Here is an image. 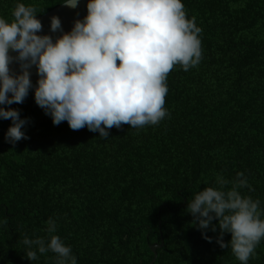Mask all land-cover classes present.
I'll use <instances>...</instances> for the list:
<instances>
[{"label": "trees", "instance_id": "trees-1", "mask_svg": "<svg viewBox=\"0 0 264 264\" xmlns=\"http://www.w3.org/2000/svg\"><path fill=\"white\" fill-rule=\"evenodd\" d=\"M64 2L0 0V18L11 22L18 3L35 6L38 18ZM182 3L202 29V59L169 73L168 115L158 124L112 127L107 139L54 125L35 102L38 80L22 104L0 105L19 110L28 137L9 143L12 121L0 118V264H57L51 251L27 259L22 243L51 235L77 264H150L162 238L153 264H241L217 243L218 220L209 242L187 206L218 188L217 176L231 182L242 172L248 186L239 191L260 201L264 219V0ZM248 264H264V238Z\"/></svg>", "mask_w": 264, "mask_h": 264}, {"label": "clouds", "instance_id": "clouds-1", "mask_svg": "<svg viewBox=\"0 0 264 264\" xmlns=\"http://www.w3.org/2000/svg\"><path fill=\"white\" fill-rule=\"evenodd\" d=\"M79 3L65 0L63 5L76 9ZM12 17L11 22L0 18V105L24 102L33 87L30 70L35 66V102L54 125L67 121L74 131L86 126L102 139L109 137L112 127L158 124L168 115L164 105L169 73L177 64L188 71L202 59V29L195 17L187 18L182 0H88L83 20L77 19L72 30L55 41L51 35L37 34L43 24L35 6L18 3ZM50 27L63 32L59 16L51 18ZM10 49L18 55H10ZM13 62H19V74L12 72ZM0 118L12 121L6 133L9 143L28 138L22 131L27 120L19 110L0 107ZM216 183L218 188L196 193L187 211L209 242L212 237L206 230L215 232L213 221L218 220L217 243L230 246L241 264H248L264 238L260 201L239 191L248 186L242 172L231 182L217 176ZM229 183L231 188L225 190ZM47 224V232L55 233V221ZM225 233H231L229 243L223 240ZM22 243L31 261L38 259L37 251H51L57 264H77L71 247L58 235H51L47 243L27 237Z\"/></svg>", "mask_w": 264, "mask_h": 264}, {"label": "water", "instance_id": "water-1", "mask_svg": "<svg viewBox=\"0 0 264 264\" xmlns=\"http://www.w3.org/2000/svg\"><path fill=\"white\" fill-rule=\"evenodd\" d=\"M87 3L88 0H80L79 6L76 9L69 8L65 5L60 4L53 8L52 10L46 12L45 14L38 17L39 20H41L43 24V30L38 35H51L53 38V41H55L58 37L62 36L65 32H70L74 26V23L77 19L83 20V18L87 15ZM53 16H59L61 23H62V29L63 32L57 31L52 32L51 31V18ZM9 54L12 56L18 55L17 52L9 50ZM10 68L12 69V72L14 74H19L21 69L19 66V62H13L10 65ZM31 81L32 84L36 82L39 79V76L37 74V68L33 66L31 68ZM9 96H11V93H9ZM164 244V240L162 238V242L160 244L151 245V249L155 254V257L153 261L150 264H153L155 259L157 258L158 254V248L162 247Z\"/></svg>", "mask_w": 264, "mask_h": 264}]
</instances>
